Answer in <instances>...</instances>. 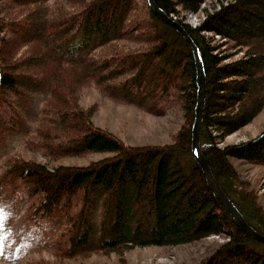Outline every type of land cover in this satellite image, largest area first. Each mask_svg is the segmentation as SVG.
<instances>
[{
    "label": "trees",
    "instance_id": "trees-1",
    "mask_svg": "<svg viewBox=\"0 0 264 264\" xmlns=\"http://www.w3.org/2000/svg\"><path fill=\"white\" fill-rule=\"evenodd\" d=\"M0 1L6 17L0 25V147L14 131L27 140L44 138L53 155L110 153L81 166L6 157L7 173L18 174L29 192L38 194L36 216L62 212L71 247L81 250L95 231L96 249L117 253L225 234L227 240L199 264H264V243L236 224L193 156L197 67L180 32L147 3L146 21L132 16L135 0ZM155 1L177 16L199 47L206 72L200 144L207 161L245 219L264 234L258 197L231 160L264 164V130L247 141L219 145L264 108V0H222L214 11L206 10L198 26L180 13L203 9L205 0ZM5 29L16 39L15 51L14 39L2 36ZM206 31L233 41L243 57L226 61L230 55L218 51ZM89 82L115 100L156 113L165 110V102H177L185 122L170 143L126 144L94 125L91 112L77 105L71 86ZM34 94L42 104L31 130L23 125L22 107ZM78 194L82 203L74 213ZM94 194L100 199L97 218L91 210Z\"/></svg>",
    "mask_w": 264,
    "mask_h": 264
},
{
    "label": "rangeland",
    "instance_id": "rangeland-1",
    "mask_svg": "<svg viewBox=\"0 0 264 264\" xmlns=\"http://www.w3.org/2000/svg\"><path fill=\"white\" fill-rule=\"evenodd\" d=\"M221 1L205 0L201 4L203 9L196 12H182L180 17L190 25L198 26L206 18V10L214 11ZM224 1L227 3L229 0ZM65 2L66 0H60V5ZM135 2L138 8L136 6L132 16L134 14L135 17L140 18V21H146L149 17L146 7V3L149 4L148 0H135ZM2 7L0 6V25L4 24L3 19L6 18L2 13L4 10ZM71 9L73 11L77 7L71 6ZM173 17L177 18L176 15ZM205 33L214 37L213 43L219 46L218 51L230 55L226 61L243 57L244 52H237L238 48L234 47L230 39L222 38L210 31ZM11 35L7 29L2 33L6 40L13 38ZM15 40L11 44V49L14 51L18 48ZM124 41L121 40L119 43ZM124 43L133 45L128 41ZM71 87L74 90L73 96L77 105L91 112L94 125L113 132L129 145L170 143L185 122L183 111L178 107L177 102L174 104L172 101L165 102V110L156 113L152 110H143L135 104L113 99L97 83L89 82L80 87L74 84ZM41 104L40 95L34 94L31 100L23 105L25 119L23 125L25 124L28 129L34 128ZM263 130L264 108L249 123L226 135L219 145L226 146L247 141L258 136ZM5 141V145L0 147V264H199L227 240L225 234H214L189 243L136 246L123 253H117L96 249L98 236L95 231L87 248L81 250L71 247L67 235L68 224L62 212L55 213L47 219L36 216L33 208L38 194L30 193L29 185L24 183L18 174L7 173V166L4 163L6 157L19 156L46 163L51 167L59 164L81 166L104 158L110 153L85 152L75 155H53L46 151L48 141L44 138L32 136L27 140L24 136L15 134L14 131ZM53 145L52 147H55ZM231 160L247 189L257 195L264 211V164L247 159L232 158ZM93 199L91 210L97 218L100 211V199L95 194ZM81 203L82 195L78 194L71 204L74 213L80 209Z\"/></svg>",
    "mask_w": 264,
    "mask_h": 264
},
{
    "label": "water",
    "instance_id": "water-1",
    "mask_svg": "<svg viewBox=\"0 0 264 264\" xmlns=\"http://www.w3.org/2000/svg\"><path fill=\"white\" fill-rule=\"evenodd\" d=\"M150 9L158 15L162 21L171 27L175 28L180 32L183 37L190 43L195 63L197 67V104L195 108V120L192 127V153L196 161L202 167L206 176L209 187L214 192L215 196L222 202V204L230 212L231 216L235 220L236 224L244 230L251 238L256 241L264 243V234L256 230L249 222L245 219L244 215L238 209L232 199L225 193L217 178L215 177L207 158L202 150L200 144L201 128L204 118V109L206 102V72L204 63L200 55L199 47L190 36L183 24H181L173 15L168 14L164 11L155 0H148Z\"/></svg>",
    "mask_w": 264,
    "mask_h": 264
}]
</instances>
